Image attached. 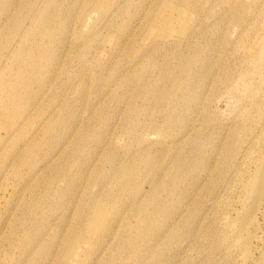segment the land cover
<instances>
[{"label": "rangeland", "instance_id": "1", "mask_svg": "<svg viewBox=\"0 0 264 264\" xmlns=\"http://www.w3.org/2000/svg\"><path fill=\"white\" fill-rule=\"evenodd\" d=\"M261 63L264 0H0V264H255L264 182L244 259L223 239L243 177L219 147L256 141L237 158L254 175ZM194 137L196 174L173 162Z\"/></svg>", "mask_w": 264, "mask_h": 264}, {"label": "bare ground", "instance_id": "2", "mask_svg": "<svg viewBox=\"0 0 264 264\" xmlns=\"http://www.w3.org/2000/svg\"><path fill=\"white\" fill-rule=\"evenodd\" d=\"M100 5L105 6L104 1L100 2ZM258 72H259V80L255 83V86L253 89H255L256 92H258L259 89H263V97L261 98L262 104L264 103V65L262 63L258 66ZM214 83V81H212ZM211 83V84H212ZM261 104H257L255 102L251 103V107L246 109V112H249L247 116L244 118L241 126V129L239 130L240 133L242 132H248L251 126V124L254 122V118L251 116L254 111L259 107ZM184 106L183 102L181 99L178 97L176 99V102L174 104V108L177 111L182 110V107ZM261 117V114H260ZM236 125H238V122H235ZM185 128H188V125L184 126ZM191 131L195 133V127L191 128ZM218 133V132H217ZM220 133V132H219ZM222 134V133H220ZM209 139H213V136H210ZM241 137L239 136V133L237 131H234L233 134L228 130L226 132V135L222 134V137L220 141L222 142L220 145L221 148H228L229 153L224 161V164L227 167H224V175L226 176L229 174L233 169L236 170L235 176L238 178L239 175H242V179L240 180L239 183H241V189H243L244 193V198L241 197V202L244 204L240 216L234 223H233V230L231 235L228 237L227 235L223 236V239L228 240V246L234 247L237 249L239 254L244 258H249L250 257V252H251V247L253 241L257 238V232L260 229V224L258 222V213L260 212L261 209V204H260V195L258 192L261 190L262 183L264 182V148L263 150L260 151V155L258 154V158L256 160V170L254 172V175L245 178L243 174H240V166H238L237 158L242 154V159L246 160L247 156H251L255 149L254 145L256 141H254V144H252V147L249 151L243 152V150L239 149V146L241 144ZM197 138L195 139H189L183 142L182 145L177 147L176 149V154L174 156V165L175 166H181L185 165L188 169L192 171L193 174H196L199 170V168H204V166H201L200 162V154H201V149H199L198 145L196 144ZM230 140L231 144L226 145V141ZM251 146V143L249 144ZM250 154V155H249ZM183 155V158H177V156ZM238 155V156H237ZM258 164H261V166L258 168ZM233 166V167H232ZM206 178V177H205ZM196 183L195 178L191 180V184ZM197 185L194 184V186L187 187L186 189H193L196 190ZM179 194V190L178 193ZM259 196V197H258ZM189 207L186 206L183 208L181 215L185 216V214L188 212ZM177 222V219L173 224ZM178 224H176L177 226ZM171 226H164L161 225L159 227L160 232H166ZM190 229V235H192L195 231V223L192 225L188 226ZM224 233V229H219L216 234H222ZM226 246L224 249H222L224 255L228 254L229 248ZM253 262L255 264H264V249L262 250V254L258 257L252 256Z\"/></svg>", "mask_w": 264, "mask_h": 264}]
</instances>
